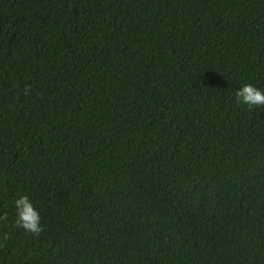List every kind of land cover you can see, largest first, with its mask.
<instances>
[{
  "label": "trees",
  "instance_id": "16d2710c",
  "mask_svg": "<svg viewBox=\"0 0 264 264\" xmlns=\"http://www.w3.org/2000/svg\"><path fill=\"white\" fill-rule=\"evenodd\" d=\"M244 82L264 0H0V264H264Z\"/></svg>",
  "mask_w": 264,
  "mask_h": 264
},
{
  "label": "clouds",
  "instance_id": "9594fccd",
  "mask_svg": "<svg viewBox=\"0 0 264 264\" xmlns=\"http://www.w3.org/2000/svg\"><path fill=\"white\" fill-rule=\"evenodd\" d=\"M31 85L25 84L24 89L27 92ZM235 98L238 104H244L248 107L264 106V88L255 84L244 82L235 90ZM14 216L12 225L23 229L26 233L38 235L43 226L41 223V214L31 198L26 194L16 196L13 200ZM0 221L7 223V215H0Z\"/></svg>",
  "mask_w": 264,
  "mask_h": 264
}]
</instances>
